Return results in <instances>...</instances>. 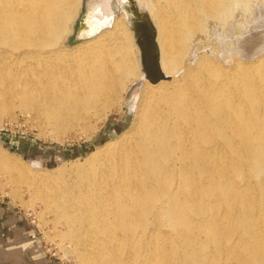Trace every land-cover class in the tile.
<instances>
[{"label": "bare ground", "instance_id": "obj_1", "mask_svg": "<svg viewBox=\"0 0 264 264\" xmlns=\"http://www.w3.org/2000/svg\"><path fill=\"white\" fill-rule=\"evenodd\" d=\"M239 2L0 0V112L17 98L56 130L90 133L138 78L128 126L71 179L34 171V196L77 264H264V53L186 59L206 19ZM82 3L81 38L68 45ZM7 154L0 164L21 169Z\"/></svg>", "mask_w": 264, "mask_h": 264}, {"label": "rangeland", "instance_id": "obj_2", "mask_svg": "<svg viewBox=\"0 0 264 264\" xmlns=\"http://www.w3.org/2000/svg\"><path fill=\"white\" fill-rule=\"evenodd\" d=\"M80 11H83L82 4L69 22V31L64 34L68 45L79 40L70 41L69 38L75 35L74 27L80 17L78 15H81ZM83 21L82 16V23ZM82 23L77 31L79 37ZM205 25L206 31L194 34L190 53L186 57L189 61L203 52L206 60L214 58L224 65H230L236 59L253 60L264 53V0L239 2L226 20L206 19ZM243 44L245 47H242ZM251 47L253 51L247 49ZM247 50L254 52L251 57H244ZM130 79L122 92V107L109 112L90 133L56 130L43 113L23 106L17 98L3 97V101L12 102L0 112V150L8 153V162L13 159L20 163L21 169L16 165L6 167L7 165L0 164V199L9 201L24 214H28L25 215L28 221L33 219L30 223L38 230L45 249L57 263L77 264L75 254L71 251L72 245L60 238L63 226L54 222L53 212L38 196H34V189L42 183L41 179L34 178V171L51 170L50 182H57L62 176L71 179L75 170L84 167V157L94 149L95 144L105 135L114 137L127 127L129 122L126 121L128 108L124 104L125 97L128 98V89L138 78Z\"/></svg>", "mask_w": 264, "mask_h": 264}, {"label": "crops", "instance_id": "obj_3", "mask_svg": "<svg viewBox=\"0 0 264 264\" xmlns=\"http://www.w3.org/2000/svg\"><path fill=\"white\" fill-rule=\"evenodd\" d=\"M0 264H58L25 214L0 199Z\"/></svg>", "mask_w": 264, "mask_h": 264}, {"label": "water", "instance_id": "obj_4", "mask_svg": "<svg viewBox=\"0 0 264 264\" xmlns=\"http://www.w3.org/2000/svg\"><path fill=\"white\" fill-rule=\"evenodd\" d=\"M83 3H82V10H83ZM81 13V15H78V16H80V17H78V19L76 20V26L74 27V29H75V35L74 36H72V37H70L69 38V40L70 41H75V40H78V39H80L81 37H79L78 35H77V29H78V27L81 25V23H82V11H80ZM135 39H136V41H137V43L140 45V47H141V52H142V60H143V63H144V60H145V53H146V51L147 50H145V46L143 45V43H141V40H139V39H137L136 38V36H135ZM248 53L249 52H245L244 53V57H251L252 56V54L254 53V52H250V54L248 55ZM144 68L146 69V67H145V64H144ZM147 69H148V67H147ZM146 74H147V76H148V78L151 80V81H156L158 78H159V76L160 75H162L161 73H156V74H150L148 71H146ZM129 110V109H128ZM127 113H128V111H127ZM127 113H126V115H127Z\"/></svg>", "mask_w": 264, "mask_h": 264}, {"label": "built area", "instance_id": "obj_5", "mask_svg": "<svg viewBox=\"0 0 264 264\" xmlns=\"http://www.w3.org/2000/svg\"><path fill=\"white\" fill-rule=\"evenodd\" d=\"M25 215H26V214H25ZM27 215H28V214H27ZM27 215H26V216H27ZM29 221H30V222H33V219H30ZM58 264H60V263H58Z\"/></svg>", "mask_w": 264, "mask_h": 264}]
</instances>
